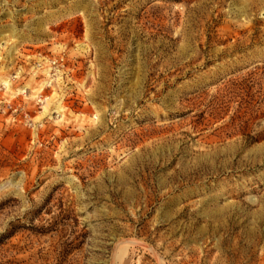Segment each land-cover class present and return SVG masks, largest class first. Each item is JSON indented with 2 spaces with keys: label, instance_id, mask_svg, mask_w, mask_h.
<instances>
[{
  "label": "rangeland",
  "instance_id": "1",
  "mask_svg": "<svg viewBox=\"0 0 264 264\" xmlns=\"http://www.w3.org/2000/svg\"><path fill=\"white\" fill-rule=\"evenodd\" d=\"M0 264H264V0H0Z\"/></svg>",
  "mask_w": 264,
  "mask_h": 264
},
{
  "label": "bare ground",
  "instance_id": "2",
  "mask_svg": "<svg viewBox=\"0 0 264 264\" xmlns=\"http://www.w3.org/2000/svg\"><path fill=\"white\" fill-rule=\"evenodd\" d=\"M127 248V247H126ZM118 255V254H117Z\"/></svg>",
  "mask_w": 264,
  "mask_h": 264
}]
</instances>
